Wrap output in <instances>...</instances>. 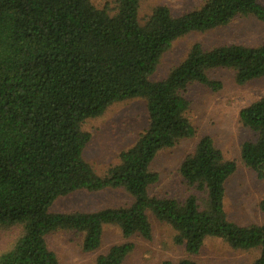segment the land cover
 I'll use <instances>...</instances> for the list:
<instances>
[{
    "label": "trees",
    "instance_id": "trees-1",
    "mask_svg": "<svg viewBox=\"0 0 264 264\" xmlns=\"http://www.w3.org/2000/svg\"><path fill=\"white\" fill-rule=\"evenodd\" d=\"M141 0H0V225L21 232L0 264H59L45 237L60 229L83 233L82 249L101 245L106 224L124 237H151L148 212L173 230V242L197 254L204 240L217 237L233 249H259L250 264H264V223L229 220L225 182L236 162L225 159L211 137L202 136L181 161L178 172L197 192L183 200L150 195L158 179L150 163L161 149L191 138L187 86L198 82L218 90L208 77L229 68L244 84L264 76V42L203 48L194 43L166 77L151 80L161 56L177 38L227 25L237 16L264 21V0H205L174 15L156 5L140 22ZM143 98L148 124L136 141L119 153L103 176L83 158L90 134L82 123L101 115L113 102ZM240 122L255 133L244 141L240 158L264 179V93L239 111ZM122 188L126 206L93 212H51L52 203L76 190ZM258 207L264 214V197ZM132 242L114 244L95 264H122ZM161 264H195L188 257Z\"/></svg>",
    "mask_w": 264,
    "mask_h": 264
},
{
    "label": "rangeland",
    "instance_id": "rangeland-1",
    "mask_svg": "<svg viewBox=\"0 0 264 264\" xmlns=\"http://www.w3.org/2000/svg\"><path fill=\"white\" fill-rule=\"evenodd\" d=\"M96 7H103L108 0H90ZM205 0H141L138 10L140 22L160 4L169 7L174 15L198 8ZM203 48L238 43L254 46L264 42V21L252 15L237 16L224 26L202 32H190L174 40L163 53L151 80L166 77L170 68L178 64L194 43ZM209 78L221 82L218 90L193 82L187 86L185 97L189 101L187 117L195 129L191 138L179 140L175 145L161 149L150 163L158 179L148 188L150 195L183 200L197 192L188 186L178 172L184 156L193 151L199 138L211 137L225 159L236 162L235 171L225 182L224 207L229 220L242 225L264 223V214L258 207L264 197V179L247 167L240 158L244 141L254 140L255 133L239 119V111L264 93V76L244 84L235 81V72L229 68H214L207 72ZM148 118L143 98H130L113 102L99 116L86 119L82 129L90 134L83 150V158L100 176L119 162V153L127 149L147 127ZM132 197L122 188H105L99 191L83 189L58 197L50 206L51 212H93L108 207L126 206ZM151 237L138 235L124 237L117 225L106 224L102 229L101 245L95 251L82 249L83 233L60 229L46 235V243L59 264H95L98 254L114 244L132 242L133 249L122 264H161L163 260L177 261L191 258L195 264H250L259 249L236 250L217 237L204 240L197 254H187L183 246L173 242L174 230L148 212ZM21 232L18 225H0V254L11 247Z\"/></svg>",
    "mask_w": 264,
    "mask_h": 264
}]
</instances>
